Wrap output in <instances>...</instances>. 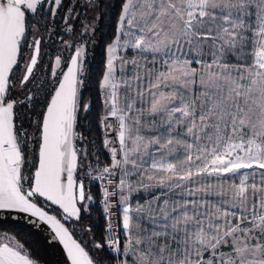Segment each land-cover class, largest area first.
Segmentation results:
<instances>
[{
	"label": "snow or ice",
	"instance_id": "6c2138e0",
	"mask_svg": "<svg viewBox=\"0 0 264 264\" xmlns=\"http://www.w3.org/2000/svg\"><path fill=\"white\" fill-rule=\"evenodd\" d=\"M0 212L68 264H264V0H0ZM0 264H41L2 220Z\"/></svg>",
	"mask_w": 264,
	"mask_h": 264
},
{
	"label": "trees",
	"instance_id": "16d2710c",
	"mask_svg": "<svg viewBox=\"0 0 264 264\" xmlns=\"http://www.w3.org/2000/svg\"><path fill=\"white\" fill-rule=\"evenodd\" d=\"M107 23V21H104L100 27L102 29L101 33L97 34L98 37V46L95 49L96 54V62L99 63L102 59V48H103V41L99 40V37L106 32L107 30L104 28V25ZM110 34V33H109ZM87 95L94 96L95 93H88ZM96 114V108L94 107L92 114L89 117V120H93L95 118ZM99 133L97 132L96 135L93 137V139H98ZM92 191L95 193L97 192V188L93 187ZM99 198L97 197V200ZM82 223L84 225H91L93 231L96 233L97 237L100 236L101 232L104 228V219L101 215L100 206L97 202L92 206L91 214H85L82 220ZM7 228L16 233L21 234V238H27L28 244L31 246L32 251L34 252V255L39 258L41 264H55L54 259L52 257L51 252L49 251L47 245L45 242L39 237L36 233L29 230L28 228L21 226L19 224H10L6 223Z\"/></svg>",
	"mask_w": 264,
	"mask_h": 264
},
{
	"label": "water",
	"instance_id": "95a60500",
	"mask_svg": "<svg viewBox=\"0 0 264 264\" xmlns=\"http://www.w3.org/2000/svg\"><path fill=\"white\" fill-rule=\"evenodd\" d=\"M0 220L10 224H19L36 233L47 245L55 264H68L62 245L50 241V231L46 225L34 224L24 214L0 212Z\"/></svg>",
	"mask_w": 264,
	"mask_h": 264
}]
</instances>
